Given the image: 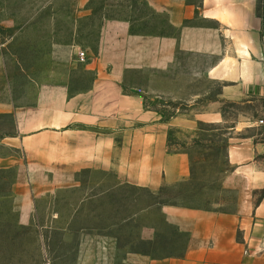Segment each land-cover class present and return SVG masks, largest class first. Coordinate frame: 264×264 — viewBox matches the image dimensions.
Wrapping results in <instances>:
<instances>
[{"label":"crops","instance_id":"obj_1","mask_svg":"<svg viewBox=\"0 0 264 264\" xmlns=\"http://www.w3.org/2000/svg\"><path fill=\"white\" fill-rule=\"evenodd\" d=\"M143 2L163 22L155 31H134L130 18L105 19L96 52L84 50L91 74L86 88L73 90L66 79L39 85L30 104L0 101V114L14 121L10 145L23 151L34 187L67 186L78 173L103 171L160 196L163 187L192 177L188 155L170 148L171 133L198 138L200 125L221 126L229 168L219 200L214 207H196L164 193L176 199L160 204V212L184 235L182 253L137 254L127 264H264L261 0ZM134 72L154 80L146 87L130 85ZM173 73L185 80V89L181 83L173 88ZM199 79L218 90L189 87ZM166 94L176 102L170 116L157 101ZM155 234L147 229L142 236Z\"/></svg>","mask_w":264,"mask_h":264},{"label":"rangeland","instance_id":"obj_2","mask_svg":"<svg viewBox=\"0 0 264 264\" xmlns=\"http://www.w3.org/2000/svg\"><path fill=\"white\" fill-rule=\"evenodd\" d=\"M107 18H130L134 31H155L163 22L143 0H0V101L30 104L39 85L66 79L73 90L86 88L91 74L78 51L96 52ZM171 76L173 88L180 83L186 88L184 79ZM153 80L134 72L129 84L146 87ZM189 87L216 92L219 86L199 79ZM171 99L169 94L157 99L166 116L174 111ZM199 128L198 138L171 133L170 148L188 155L192 177L163 187L158 196L103 171L78 173L67 186L34 187L24 171L23 151L10 145L13 117L0 114V264H127L137 254H181L185 237L160 212V204L176 199L164 193L179 196L183 204L214 207L229 168L226 131L215 125ZM147 229L155 230L153 238L142 236Z\"/></svg>","mask_w":264,"mask_h":264},{"label":"built area","instance_id":"obj_3","mask_svg":"<svg viewBox=\"0 0 264 264\" xmlns=\"http://www.w3.org/2000/svg\"><path fill=\"white\" fill-rule=\"evenodd\" d=\"M78 58H79L80 61L85 62L86 59H87L86 51H84V50H79V52H78ZM258 124L261 125V126L264 128V118L260 119V120L258 121Z\"/></svg>","mask_w":264,"mask_h":264}]
</instances>
